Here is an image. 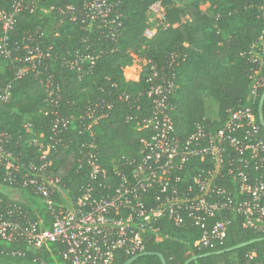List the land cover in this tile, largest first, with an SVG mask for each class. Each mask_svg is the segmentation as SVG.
<instances>
[{
  "label": "built area",
  "instance_id": "2783aa9c",
  "mask_svg": "<svg viewBox=\"0 0 264 264\" xmlns=\"http://www.w3.org/2000/svg\"><path fill=\"white\" fill-rule=\"evenodd\" d=\"M41 0H13L9 8L0 6V60L17 57L20 65L14 77L33 75L45 88L46 106L51 117V134L31 138L35 155H15L10 149L13 135L0 129V242L21 243L41 248L50 242L63 244L61 255L71 264H114L118 254L133 257L145 251L146 239L154 235L161 240L164 223L190 224L201 229L193 250L202 251L222 244L231 223L230 212L242 218V226L264 233V133L255 107L264 93V33L241 56L249 64V91L227 111L223 126L212 129L207 119L197 123L187 137H181L174 125L169 97L176 87L172 62L165 67L151 64L147 96L152 100L151 114L136 119L137 127L147 131L141 138L138 155L120 154L103 164L97 150L93 127L107 118L110 102L88 107L80 117V128L89 132L86 152L79 158V169L86 178L74 198L66 191L63 178L53 171L54 155L59 145H68V128L72 116L60 111L61 92L49 67L52 46H44L42 33H28L20 42H11L21 13H34ZM74 22L88 28L98 24L107 37L114 39L123 29L119 3L110 0H84L81 5L60 7ZM160 12L162 4L152 3L145 35L156 33L151 14ZM14 45H16L14 47ZM91 48V47H90ZM98 55L75 49L62 58L61 64L80 77L92 72ZM12 81L0 84V103L11 99ZM125 98L129 95L123 94ZM27 131L30 124L26 123ZM84 161L85 163H83ZM24 191L27 193H24ZM32 197H38L48 209L50 227L44 219L36 220ZM23 204H26V208ZM36 211V210H35ZM24 256L19 248L7 250ZM248 254L243 264L256 261Z\"/></svg>",
  "mask_w": 264,
  "mask_h": 264
},
{
  "label": "trees",
  "instance_id": "16d2710c",
  "mask_svg": "<svg viewBox=\"0 0 264 264\" xmlns=\"http://www.w3.org/2000/svg\"><path fill=\"white\" fill-rule=\"evenodd\" d=\"M12 1L0 0V6L9 8ZM83 1L41 0L34 13H21L11 33V42L20 44L28 33L39 30L43 45L52 46L49 67L60 87L59 111L73 117L68 128V145H59L51 152L54 155L53 171L63 178L72 198L77 196L86 178L85 166L79 169V158L86 152L84 143L90 140V135L80 128V117L88 107L102 102L112 104L110 115L93 127L103 164L120 154L138 155L140 140L147 136V131L138 128L137 120H128V116L142 118L151 114L152 100L147 96L150 66L164 67L172 62L176 87L169 102L178 134L187 137L204 118L207 123L212 121V129L220 128L227 119L228 109L240 100L245 101L249 91V64L241 53L249 51L264 33V0H191L184 5L161 0L164 17L152 37L146 36L145 30L151 26L150 6L158 0H110L119 3L124 22L120 34L111 39L98 24L88 28L59 12L60 7L81 5ZM203 4H208V8L203 9ZM77 48L98 55L92 72L83 77L61 64L62 58ZM22 52L19 48L11 59L0 60V84L10 81L13 84L11 99L0 103V129L12 133L10 149L15 155H35L37 147L31 144V138L43 132L46 142L52 124L51 117L43 111L46 92L40 81L31 74L20 79L14 77L20 65L17 57ZM135 53L147 63L139 79L127 80L123 67L132 64ZM123 94H128L129 98ZM205 96L217 102L216 117L207 115ZM255 113L258 120L260 115L264 118V101L261 108L258 101ZM26 123L30 124L28 131L24 126ZM0 184H5L1 176ZM31 200L35 205V209H31L34 218L44 219V226L50 227L48 209L40 204L38 197ZM230 218L224 242L202 251L193 250V244L201 234L200 228L190 224L175 226L166 221L162 233L168 235L161 240L149 235L145 247L149 254L132 264H163L158 253L164 255L167 264H185L193 256L207 252L211 254L188 264H243L252 252L256 253V261L264 262V233L245 229L238 214L230 212ZM249 240L253 242L234 251L216 253ZM0 248H19L26 252L24 256H14L0 251V264H71L63 259L64 247L59 242H50L41 248L0 242ZM231 254L238 257L231 259ZM128 259L118 254L114 264H124Z\"/></svg>",
  "mask_w": 264,
  "mask_h": 264
},
{
  "label": "rangeland",
  "instance_id": "374dc122",
  "mask_svg": "<svg viewBox=\"0 0 264 264\" xmlns=\"http://www.w3.org/2000/svg\"><path fill=\"white\" fill-rule=\"evenodd\" d=\"M159 2H161V0H158ZM175 2V4L177 5H184L189 3L191 0H173ZM162 4V2H161ZM203 9H207L208 8V4H203L201 6ZM162 10H163V15L164 16V11L165 8L162 5ZM160 12H154L151 14L152 20H153V24H154V28L156 29V26H159L162 22L163 17L160 16ZM147 61L141 57L138 56V54H134V60L132 62L131 65H127L125 67H123V75L127 80H137L139 79L140 73L142 72V70L145 68ZM2 67V64H0V69ZM166 70H169L166 66H164ZM204 101H205V106H206V113L208 116L210 117H216L217 113H218V106H217V102L210 96H205L204 97ZM238 256L237 254H231L230 258L231 259H236Z\"/></svg>",
  "mask_w": 264,
  "mask_h": 264
},
{
  "label": "water",
  "instance_id": "95a60500",
  "mask_svg": "<svg viewBox=\"0 0 264 264\" xmlns=\"http://www.w3.org/2000/svg\"><path fill=\"white\" fill-rule=\"evenodd\" d=\"M263 101H264V93H263V95H262V97H261L260 108H261V106H262V104H263ZM260 122L264 125V118H263L262 115H260ZM251 242H253V241H252V240L245 241V242L239 243V244H237V245H234V246L228 247V248H226V249L219 250V251H217L216 253H217V254H221V253H224V252H226V251H234V250L239 249V248H241V247H243V246H245V245L250 244ZM147 254H149V253L146 252V251L141 252V253H139L138 255H135V256H133V257H130V258H129L124 264H132V263H133L135 260H137L139 257H141V256H145V255H147ZM209 254H211V253H210V252H207V253H204V254L199 255V256L195 255V256H193L192 258H190L185 264H188L191 260H195V259H197L198 257H201V256H208ZM158 255L161 257L162 263H163V264H167V261H166L164 255L161 254V253H158Z\"/></svg>",
  "mask_w": 264,
  "mask_h": 264
}]
</instances>
